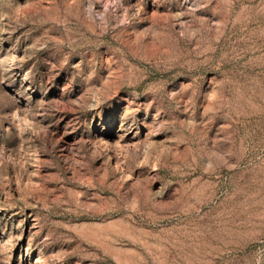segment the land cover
<instances>
[{"label": "rangeland", "instance_id": "rangeland-1", "mask_svg": "<svg viewBox=\"0 0 264 264\" xmlns=\"http://www.w3.org/2000/svg\"><path fill=\"white\" fill-rule=\"evenodd\" d=\"M0 264H264V0H0Z\"/></svg>", "mask_w": 264, "mask_h": 264}]
</instances>
